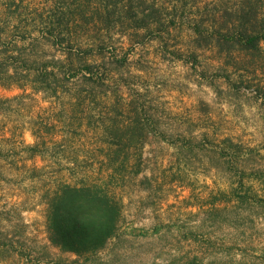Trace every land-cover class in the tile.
Listing matches in <instances>:
<instances>
[{
    "label": "rangeland",
    "instance_id": "obj_1",
    "mask_svg": "<svg viewBox=\"0 0 264 264\" xmlns=\"http://www.w3.org/2000/svg\"><path fill=\"white\" fill-rule=\"evenodd\" d=\"M243 7L0 0V264H264V53L211 37ZM64 185L119 204L103 249L35 234Z\"/></svg>",
    "mask_w": 264,
    "mask_h": 264
},
{
    "label": "trees",
    "instance_id": "obj_2",
    "mask_svg": "<svg viewBox=\"0 0 264 264\" xmlns=\"http://www.w3.org/2000/svg\"><path fill=\"white\" fill-rule=\"evenodd\" d=\"M226 15L221 30L212 28L211 37L216 33L220 36L217 47L229 54L244 53L251 59L261 58L264 53V13L257 7H243L226 11ZM208 30H199L207 44L210 41V36H205ZM0 86L8 88L3 81ZM46 199L47 232L54 247L85 255L103 249L118 236L120 206L101 187L64 185Z\"/></svg>",
    "mask_w": 264,
    "mask_h": 264
},
{
    "label": "crops",
    "instance_id": "obj_3",
    "mask_svg": "<svg viewBox=\"0 0 264 264\" xmlns=\"http://www.w3.org/2000/svg\"><path fill=\"white\" fill-rule=\"evenodd\" d=\"M40 203L45 207V209L43 210L44 214H39L40 216H38L37 214L35 219H34V225L36 228V235L39 237L41 234V228H45L44 230V234H47V239L46 241H48V243H50L51 246H53L48 238V232H47V218H46V209H47V204L46 201H40ZM34 210V209H33ZM28 211H31L28 209ZM42 225V226H41ZM21 238V236H19Z\"/></svg>",
    "mask_w": 264,
    "mask_h": 264
}]
</instances>
